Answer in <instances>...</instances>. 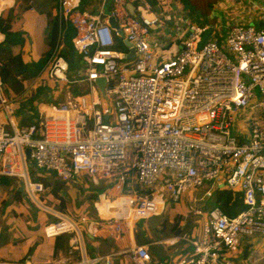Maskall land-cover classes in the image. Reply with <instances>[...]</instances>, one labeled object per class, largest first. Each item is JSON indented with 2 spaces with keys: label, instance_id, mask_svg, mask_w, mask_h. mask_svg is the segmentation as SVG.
Wrapping results in <instances>:
<instances>
[{
  "label": "built area",
  "instance_id": "1",
  "mask_svg": "<svg viewBox=\"0 0 264 264\" xmlns=\"http://www.w3.org/2000/svg\"><path fill=\"white\" fill-rule=\"evenodd\" d=\"M140 1L144 4L134 6L131 0H103L91 14L80 11L82 0H58L60 23L67 20L76 30L73 45L84 67L78 76L89 83L90 92L48 106L35 123L19 127L0 80V104L12 129L0 123V177L20 178L34 204L44 186L32 179V167L37 177L44 176L41 170L62 182L90 178L95 188L107 187L117 196L106 218L75 220L46 210L59 219L43 228L46 238L73 236L67 255L75 259L61 264L112 263L109 255H87L82 228L92 237L108 232L121 238L131 218L136 224L156 216L166 195L179 203L188 194L197 204L212 197L214 186L241 192L247 208L236 216L219 207L195 211L203 219L202 239L181 236L193 248L176 263L238 264L234 256L242 237L264 238V6L256 7L257 20L231 25L225 44L214 32L203 39L208 24L182 19L185 35L177 28L174 37L184 35V40L164 50L154 47L150 36L166 14L155 11L149 0ZM167 1L158 0L159 8ZM128 4L134 6V17ZM111 18L119 29L111 26ZM118 39L132 44L134 58ZM69 70L56 48L41 74L68 83ZM98 79L106 83L103 95ZM238 126L244 128L240 137ZM208 186L202 199L195 196ZM130 253L138 264L152 259L145 245ZM247 264H264V248L252 250Z\"/></svg>",
  "mask_w": 264,
  "mask_h": 264
},
{
  "label": "rangeland",
  "instance_id": "2",
  "mask_svg": "<svg viewBox=\"0 0 264 264\" xmlns=\"http://www.w3.org/2000/svg\"><path fill=\"white\" fill-rule=\"evenodd\" d=\"M85 1L87 4V7L89 6V8L90 7L92 8L93 7L92 4H94L95 2V0H85ZM131 3L134 6H137L139 4H144L140 0H131ZM190 3L192 4V0H178V3H177L178 9H175V10L178 11L179 14L182 13L188 19L189 23H198V25L200 26H204L208 24L206 17L201 15V18H200L199 16H197L198 12L196 11V9H194V7ZM169 8H171L174 11L173 0H168L164 8H158L157 10V12L159 13L165 12L166 14L164 17L165 26L168 29L178 28L179 30L183 31L184 27L181 25V21L179 19H173V14L169 13ZM80 11L83 12V11H86V9L85 10L80 9ZM19 19H21V16L18 19H15L14 21L15 22L14 25L16 29H17L18 21H20ZM25 22H26L25 19H23L21 22L22 24L21 27L22 26L25 27L26 25ZM213 32L217 40L221 44H225L227 40L226 31L219 32L218 30L210 29L209 34H206L203 37V39L208 40L209 37H212L211 34ZM153 36L155 37V40H156L154 47H159V45L163 44L164 46L161 45L162 49H165L163 47H165L167 43L164 42L165 41L164 34H161V31L157 30L156 32L153 33ZM184 38L185 36L182 35L181 38L179 39L182 41L184 40ZM119 44L124 45V42L120 39ZM163 57H167V56L164 55ZM78 72H80L82 75L84 74V67H82V65H77L76 67H73L69 70V74H68L69 82L68 83H62L56 80L58 90L48 91V93L47 94L45 93V95L40 100H37L38 103L44 102L49 107H52L53 105L56 106L62 103L63 101L62 96L65 93H70L74 97H78L84 93L90 92L89 83L81 81L83 77H79ZM31 87H32V92H34L37 90L39 85L36 86L33 84L31 85ZM3 93H4L3 95L5 96V98L8 99L10 101V104H13L15 108L17 106L20 109L26 103H28L27 102L28 98L26 97H24L23 100H20V101L13 100V97H12L13 94L9 88L3 87ZM30 95L31 94H29L28 96ZM38 103L35 104V107L37 106ZM27 105L29 106V103ZM0 123L4 126L6 131L12 133L10 124L5 118L3 111L1 109H0ZM243 129L244 128H241L240 126H238V132L236 133V135L240 137L241 131H243ZM29 163L31 165H34L33 160H30ZM39 172L46 175V177L52 182L53 181L62 182L56 176L55 173L44 172L41 170H39ZM33 174L34 172L32 173V179L35 181ZM19 182H21L20 178H8L5 181V183H0V243L2 241L4 242L7 241L8 243H13L14 245H18L21 243L24 244L28 239L27 237L31 236V234H35V236H38V237L44 236L43 228L47 225L57 223L59 221L58 218L54 217L51 213L46 211L48 210L49 207L63 214L68 213L75 220H78L79 217L76 216V213L83 211L85 208L87 209V212L85 213V215H88L89 217H92L91 215H94L93 214L94 212L92 211L90 207V203L87 201V197L91 193H94V194L95 193L96 194L105 193L107 197L106 198L102 196L100 198V196H98V200L94 203V206H96L97 204L98 208H100V206L104 204L105 201L107 202V204L109 203L113 204L117 198V196H113V194L111 195L109 193V189L107 187H103L102 189H97L95 188L94 185H92L90 178H85L79 175L72 180L62 182L65 185V187L57 196L54 195V193H52L51 189H44V191L38 195L37 203L34 204L33 201L24 194L17 196L16 192H17V185ZM208 188H210V186L203 188L201 190H203L205 193V191ZM200 193L201 192H197V193L195 192V196H197L198 194V196L200 195V198H201L202 194ZM189 198L190 196L186 194L182 197L179 203H173L168 199V196L166 195L163 204L160 205L162 206V211L159 213V215H156V216L151 215L149 218L141 219L135 224L136 228H138L137 233L135 234V236L137 237V244L144 242V240L142 239L143 237L142 228L148 229V236L150 237V240L152 242L156 240L164 239L166 237L173 236V234L170 233V230L174 226H178L179 230L183 231L185 234L189 233V235L192 236L193 240L199 241L200 239H202V233H203L202 229H203L204 223H203V219L197 216L195 211L204 210L205 208H207V205H209L210 199L201 201L199 204H192L191 202H189ZM62 205L65 206L64 210L61 209ZM179 215H181L182 217L178 218ZM135 221L136 219L130 220L129 222L130 225L132 226ZM149 228H151V231L154 230L156 235L151 233V231H149ZM82 230L84 231L87 242L90 243L92 240L88 238V235L85 229L82 228ZM72 238L73 236H71L69 243ZM251 240H253V242H251ZM242 241L244 245L240 247V250L242 251L240 255L244 261H246L247 256L251 253L252 250H263L264 248V238L260 235H254V236L244 235L242 237ZM188 244L189 243L183 239H181V241L178 242V246L188 245ZM45 245L46 244L38 246L36 250L42 249V247H44ZM165 249L166 247L165 245H163V243L157 244L155 247L153 246L150 247V251L158 250L160 253H162ZM245 250H247L246 256L242 255L243 251ZM34 251L32 248L31 255L37 254L36 251L35 252ZM96 252H97L96 253L97 255H101L100 250H96ZM191 252L192 251H188V255ZM17 253H19V251H17L16 254ZM5 257L12 259V257L10 256H5ZM67 257H69L72 260L75 259L74 257H71L70 255H66L60 259L59 258L54 259L52 261L53 262L52 264H61L62 262H65V259ZM178 261L179 260H177L176 263ZM9 264H19V263H9Z\"/></svg>",
  "mask_w": 264,
  "mask_h": 264
},
{
  "label": "crops",
  "instance_id": "3",
  "mask_svg": "<svg viewBox=\"0 0 264 264\" xmlns=\"http://www.w3.org/2000/svg\"><path fill=\"white\" fill-rule=\"evenodd\" d=\"M149 2L155 11L158 10L159 8L158 0H156V3H154L153 0H149ZM83 3H85V0H83ZM102 3H103V0H95L94 4H92L93 7L89 8L88 6L86 8V11L90 12L91 14H96L99 8L102 6ZM177 3H178V0H173L174 11L173 10L172 11H173L174 19H179V20L185 19L187 21L188 19L182 13L179 14V12L175 10V9H178ZM201 4L204 6L203 8H205V10H206L207 5L210 6L212 15L210 17V16H206L205 14H203V12L200 9H198L196 5L194 4V0H192L191 5L198 12L197 16H199L200 18H201V15L206 17L208 24L212 30L214 29V30H218L219 32L220 31L227 32L229 28L231 27V25H233L234 23H239L243 21L246 22L249 20L251 21L257 20L256 10L259 6H264V0H216L214 3L207 4L206 2L203 1L201 2ZM6 8H14L16 10L15 19H18L21 16V19H19L20 21H18L16 31L22 32L24 40H25V44L22 49L23 61L25 63H29L31 61L38 60L41 57L42 48L46 42L47 32L49 30L48 28L50 26L51 19L57 15L58 0H0V15L3 12V10H5ZM112 8H113L112 5L108 4L106 6L107 10H111ZM15 19H12L13 22L15 21ZM23 19H25L26 21L25 27L23 26L21 27L22 25L21 22ZM176 29L177 28L168 29L164 23L160 28H158V30L161 31V34H164V37H165L164 42L167 43L165 47H163L165 48L164 50H170L173 47V45H176L179 47L181 40L174 37V31ZM183 31H180V32L184 33L185 35V32ZM150 41L152 45L156 43L153 33L150 36ZM3 42H5V37L2 33H0V44H2ZM123 47L127 49L125 45H123ZM81 65L83 67L82 63ZM33 84L47 87L49 91L58 90L56 79H51L46 74H40L36 79L28 83L26 90L20 95H16L12 92L13 100H18V101L23 100L24 97L28 98L29 94L36 92V91L32 92L31 85ZM80 96L74 97L70 93H65L62 96L63 97L62 103L72 98L79 99ZM6 100L9 104V107L14 109L15 111V115H14V119H15L17 115L16 113L19 110V107L16 106L15 108L13 104H10V101L8 99ZM47 107L48 105L46 103L39 102L36 106L37 113H38L37 115H39L40 112L46 111L45 109ZM0 109L3 111L1 104H0ZM31 176H32V173H31ZM4 178L8 179L10 177H4ZM0 183H5V182H0ZM19 188H20V182L17 185L16 194L20 193ZM211 190L214 191L213 187L211 188ZM200 192H201L200 194H202V197H203L204 191H200ZM24 195L26 194L24 193ZM197 197L200 198V195L198 196L197 194ZM200 202H198L197 204H199ZM103 207H105L106 210L112 215L113 210H114V204L112 203L107 204V202L105 201V203L103 204ZM94 208L96 210V216H98L99 218H103L100 212H98L99 208H96L95 206ZM159 209H158L159 212L157 215H159V213L162 211V206H160ZM203 211H207L206 208ZM179 217H182V216L179 215ZM92 218H95V217H92ZM131 220H134V219L131 218ZM137 230L138 228H136L135 224L131 226L130 223L128 222V224L124 227V234L122 235L121 238H115L113 237V235H111L108 232H102V234L99 237H92L91 235H89V233L86 232L88 235V238L92 240L90 243L87 242L85 238V234L83 233V237H84L83 240H84V245H85L87 255L92 258H97V257L99 258L103 256H108V255L112 256L111 264H138L132 258L130 251L134 249L136 246L145 245L147 246L149 253L152 254L151 261L146 264H175L177 260H180V258H183V256L184 257L187 256V253H188L187 245L178 246V242L181 241V239L179 238L183 235L191 236L189 235V233L185 234L181 230L172 232L171 231L172 229H171L170 233L173 234V236L166 237L164 239H160V240H156L152 242L150 240V237L148 236V229L142 228V232H143L142 239L144 240V242L137 244V237L135 236V234L137 233ZM149 231H151V228H149ZM151 233L156 235L154 230L151 231ZM27 238L28 239L24 244L21 243L18 245H14L13 243H8L6 240H5L6 242L2 241L0 243V248H1L0 249V263L1 264H9V263L52 264L53 263L52 261L54 259L56 258L60 259L63 256L67 255V251H68L67 249L60 250L54 255V250H53L54 244H53L52 238L48 239L45 236L38 237V236H35V234H31V236H28ZM147 239L149 240L148 242L146 241ZM161 243L165 245L166 249L162 253L157 251L158 253L154 255L152 253L153 250L150 251V247L152 246L155 247L157 244H161ZM43 244H46V245L42 247V249L36 250L38 246H41ZM32 248H33V251L35 250L37 254L31 255L32 254L31 253L30 255H27L30 249L32 250ZM96 250H100L101 255H97ZM17 251H19L20 254L19 253L16 254ZM241 252L242 251L240 250L239 255ZM246 253H247V250L243 251L242 255L246 256ZM239 255L236 254L234 256L235 261L238 264H247V258H246V261H244L243 258H241V255L240 256ZM5 256H10L12 257V259L6 258ZM24 258H26V260L22 262ZM98 264H106V263L104 260H102Z\"/></svg>",
  "mask_w": 264,
  "mask_h": 264
},
{
  "label": "trees",
  "instance_id": "4",
  "mask_svg": "<svg viewBox=\"0 0 264 264\" xmlns=\"http://www.w3.org/2000/svg\"><path fill=\"white\" fill-rule=\"evenodd\" d=\"M156 3V0H153ZM87 7L86 1L81 4V9L85 10ZM16 10L14 8H6L0 15V33L5 37V42L0 44V80L1 89L3 93V87L9 88L14 94L20 95L23 93L30 81L36 79L48 63L53 52L58 48V55L62 57L69 65L70 68L81 65V56L77 54L73 45V38L76 36V30L67 20L59 21L58 15L51 19L50 28L47 32L46 42L42 48L41 57L36 61L25 63L22 58L23 47L25 40L22 32H17L15 23L12 19H15ZM120 39H118L119 42ZM47 88V87H46ZM43 86H39L36 92L32 93L27 102L22 108L19 109L15 117L16 123L19 127L27 126L36 122L38 118L37 108L35 103L40 100L47 90ZM4 94V93H3ZM35 181H41L44 189H51L54 195H58L65 187L62 182L51 181L46 175L43 177H37L35 175V168H31ZM0 177V182H5L7 179ZM93 185V184H92ZM94 187V186H93ZM102 189V188H100ZM102 193H91L87 197V201L90 203V207L94 212L92 217L97 218L94 203L98 200V196ZM21 195L17 193V196ZM206 210L219 207L226 215L236 216L242 211L246 210L247 206L243 201V193L234 192L231 189H216L212 192V197ZM65 206L62 205L61 209L64 210ZM87 209L77 212L76 216L80 217L85 215ZM99 212L103 218L111 216V214L103 207V204L99 208ZM178 218H181L178 216ZM172 232L179 231L178 226H174ZM71 235H60L52 238L54 244V255L60 250H69V240ZM192 246L187 245L188 251H192ZM158 250H153L152 253L156 255ZM32 250L30 249L27 255H30ZM79 256V252L77 253ZM27 257V256H26ZM152 258V254H151ZM26 258L22 260L25 261Z\"/></svg>",
  "mask_w": 264,
  "mask_h": 264
},
{
  "label": "water",
  "instance_id": "5",
  "mask_svg": "<svg viewBox=\"0 0 264 264\" xmlns=\"http://www.w3.org/2000/svg\"><path fill=\"white\" fill-rule=\"evenodd\" d=\"M203 1L206 2L207 4H210V3H214L216 0H194V4L196 5V7L198 9H200L203 12V14H205L206 16H210L211 17V15H212L211 14V8H210V6L207 5L206 10H205V8H203L204 6L201 4V2H203ZM127 8L129 10L130 14L134 17L135 16V14H134V6L132 4H128ZM110 24H111L112 27H114L116 29H119L118 23L116 22V20L114 18L110 19ZM118 32L121 35V37H123L122 31L119 30ZM124 45L129 50L128 51V57L129 58H134L135 57V49L132 47V44L130 42L124 40ZM95 84L99 87L100 92L103 95L104 94V87L106 85L105 80L104 79H98V80L95 81ZM27 156H28V158L30 157V151H28V150H27ZM221 188H222V186H219V187L214 186L213 187L214 190L221 189ZM19 192L21 194H24V184H23V182H20ZM146 241L148 242L149 240L147 239Z\"/></svg>",
  "mask_w": 264,
  "mask_h": 264
},
{
  "label": "bare ground",
  "instance_id": "6",
  "mask_svg": "<svg viewBox=\"0 0 264 264\" xmlns=\"http://www.w3.org/2000/svg\"><path fill=\"white\" fill-rule=\"evenodd\" d=\"M86 263H89L90 262V259L86 256Z\"/></svg>",
  "mask_w": 264,
  "mask_h": 264
}]
</instances>
